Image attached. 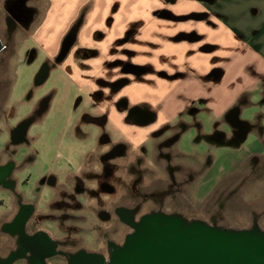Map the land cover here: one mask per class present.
Segmentation results:
<instances>
[{"label": "crops", "instance_id": "crops-1", "mask_svg": "<svg viewBox=\"0 0 264 264\" xmlns=\"http://www.w3.org/2000/svg\"><path fill=\"white\" fill-rule=\"evenodd\" d=\"M49 2L40 34L43 45L49 24L60 25L59 39L63 40L81 22L64 62L71 65L67 70L76 85L97 89L98 78L114 79L120 67L110 65L117 60L145 68L130 76L131 83L112 96L113 106L106 109L103 102L101 107L120 116L115 104L124 95L131 106H146L153 112L152 123L129 124L135 146L154 143V159L165 170L164 153L169 150L161 142L166 132L151 136L166 126L180 131V124H186V130L195 129L207 138L211 151L233 152L220 157L211 153L212 162L202 167L204 171L196 169L197 163L174 156L172 164H184L188 183L217 179L218 185L247 162H257L249 190L256 193L255 200L264 199L260 194L264 182V0ZM228 157L229 166L218 164ZM196 170L200 180L192 177ZM156 176L161 180L162 175ZM58 184L63 183L59 180ZM200 189L191 186V197ZM10 220L9 211L0 216V252L8 243L3 242L7 239L3 224Z\"/></svg>", "mask_w": 264, "mask_h": 264}, {"label": "rangeland", "instance_id": "rangeland-1", "mask_svg": "<svg viewBox=\"0 0 264 264\" xmlns=\"http://www.w3.org/2000/svg\"><path fill=\"white\" fill-rule=\"evenodd\" d=\"M5 1L0 0V161L9 158L10 149L15 150L20 167L17 174L20 179L19 188L26 193L28 200L39 199L38 213L44 214L42 219L39 214L35 217L39 227L58 240L65 241L64 246L70 252L84 249L88 252L103 253L108 257L110 244L123 245L133 230L123 222L115 208L135 206L138 201L143 203L141 214L136 215L138 219L150 214V209L156 206L170 209L184 206L186 213L183 216L189 219H200L223 227L246 228L258 224L264 228V199L255 200L253 197L256 193L249 190V180L254 177L252 175L257 162L249 161L252 165L247 162L218 185L217 179L204 180L201 184L189 183L190 187L196 185L201 189L200 193L195 194L196 198L190 196L192 200H186L188 204L179 200H154L140 195L138 190L134 189L132 175L140 164L137 160L139 155L144 158V169L162 177L166 175V170L152 162L156 145L148 143L145 148L129 150L130 172L122 183L117 182L116 193L102 191L98 181L82 183L84 189H80L79 182L70 179L72 177H68L69 173L82 174L91 164H99L96 161V153L105 152L111 147V144L107 143L100 150L96 149L100 135L106 130L114 142L118 141L121 133L117 128L123 127L128 132L127 141L133 144L130 137L132 129L129 124L126 126L120 123L121 115L116 117L112 116V112H107L106 109L113 106L112 99L105 101L106 109L101 108L103 102L95 101L92 97V93L96 92L93 86L76 85L67 70L71 65L54 63L51 57L62 42V39H59L60 25L56 22L49 24L50 28L44 32V38L47 40L45 45L40 38L49 0H28L27 6L34 9V16L28 27H18L13 31L6 23ZM51 63L55 65L52 67ZM44 67L48 68V73L43 82H38V76ZM50 93L53 94L50 107L45 114L37 115L35 112L39 110L41 100ZM103 112L110 116L105 130L95 123L83 121L85 114L96 117L103 115ZM25 119L31 120L27 133L28 142L14 147L11 144V132ZM170 133L171 131L166 133L164 138ZM181 139L170 151H173L178 160L185 159L190 164L197 163L196 169L199 171H204L205 168L202 167L212 162L211 153L218 157L225 153L222 149L211 151L207 138L198 134L195 129L186 130ZM226 153L229 155L233 152L228 150ZM239 155L244 156L243 153ZM230 159L228 157L218 164L229 166ZM197 170L192 174L195 177H192L200 180L201 173ZM50 173L60 175L61 183L64 182L65 189L59 196H53L55 191L44 183V177ZM154 175L144 180L146 192L150 191L149 186L153 188L151 181L158 178ZM212 189L214 191L207 198L208 202L204 203L203 200ZM261 191L260 194H264V182L261 184ZM35 192L38 195H35ZM56 196L57 202L51 205ZM0 200L6 201V204H0L1 216L10 211L11 207L7 204V193L1 190ZM104 212L109 213L107 218H104ZM53 261L67 264L60 257L54 258Z\"/></svg>", "mask_w": 264, "mask_h": 264}, {"label": "flooded vegetation", "instance_id": "flooded-vegetation-1", "mask_svg": "<svg viewBox=\"0 0 264 264\" xmlns=\"http://www.w3.org/2000/svg\"><path fill=\"white\" fill-rule=\"evenodd\" d=\"M28 0H6L4 3L5 10H6V23L7 26L11 31L17 29L18 27L24 28L28 27L33 16H34V9L32 10L30 7L27 6ZM168 15L171 17H177L172 12H167ZM80 25L76 24L68 34L63 38L61 42V46L58 48L57 52L52 55L54 63L60 64L63 63L69 58L71 50L68 52L65 58L61 59L60 55L62 53V46L64 41L68 38V36H76L78 33ZM93 53V52H92ZM51 62V61H50ZM52 64V63H51ZM55 64H52V67ZM114 65H118L120 68L116 71V76L112 80H108L106 78L100 77L97 79V89L95 88L96 92L92 93V97L95 101L105 102L112 98L113 95L119 94L123 91L131 83L130 76H136L140 72H144L143 66L134 64V63H125L121 60H117L116 64L110 65L113 67ZM108 90L106 94V90ZM53 100V94H47L41 100V104L39 105V110L35 112L37 115H43L47 111V108L50 107L51 102ZM47 102V103H46ZM46 104V105H44ZM116 108L118 109V113L121 115L120 122L122 125L134 124V125H142L152 123L153 119H155V115L151 110H149L146 106H131L129 102L128 96H120L116 101ZM104 113V112H103ZM87 120V121H86ZM83 121L88 123H95L103 130H105L106 125L110 122V116L107 112L103 115L92 117L88 114L83 116ZM181 130L174 131L170 129L169 126L164 127L163 129L157 130L152 134V138L158 137L160 134L168 133L171 131L170 135L165 137L161 145L167 147L169 151L164 153V157L168 162L167 166L165 167L166 175L161 178H156V180H152L151 184L153 185L152 189L149 186V192L145 191L144 180L149 176H156V173H153L147 169H144V158L139 155L137 160L138 167L136 168V173H132L134 177V189L138 190L139 194L144 195L146 198H152L154 200L157 199H165L166 201H174L179 200L183 204H188L186 200H190L191 193L189 191L190 182L188 183L187 179L188 176L186 175V170L183 163L174 165L172 164V159L174 156L173 151H170V148L174 146L177 142H181L180 139L182 135L185 133L187 125L180 124ZM14 130V129H13ZM11 132L12 141L11 144L14 147L19 146L21 143L28 142L27 134L23 141L19 143H15L14 141L19 139V135L17 133ZM118 131H120L121 138L118 141L113 140L112 136L105 131L103 134L100 135L98 144H96V149L100 150L101 147L107 143L111 144L109 150L103 152L99 151L96 153L98 158L96 161L99 164H91L87 171H84L82 174H71L69 173V178L73 179L76 182H79L80 189H84L82 183L85 182H99V187L102 191L106 193H116L117 192V182L124 181L125 177L129 174L130 163L128 152L130 149L134 150L140 148L139 146H135L134 144H130L127 141V134L125 128L118 127ZM28 133V132H27ZM119 133V132H118ZM182 140V139H181ZM142 148V147H141ZM11 153L7 160L0 161V190L4 191L8 195V205H10L11 209L9 213H11V220L3 224V230L6 232L7 239L3 242L6 243V246L0 252V264H10L9 261L11 258H15V261L12 264H34L35 260L40 257V252L36 253L31 251L25 243L29 242V240L36 239L41 231H48L44 230L43 228L39 227V222L35 218L36 215H40L44 218V214L38 213L39 207V199H31L28 200V197L25 192L21 191L20 186V179L17 177L19 172L18 162L16 160V153L15 150L10 149ZM143 150V149H142ZM92 153V152H90ZM152 162L156 163L154 159ZM157 164V163H156ZM134 167L132 168V170ZM177 173H179V177H177ZM150 177V178H151ZM153 179V178H152ZM44 183L51 187L53 192V196H59L64 188L63 184L59 185L58 181L60 180V175L50 173L44 177ZM64 181V180H63ZM24 181L23 183H25ZM155 183V184H154ZM26 184V183H25ZM136 192V191H135ZM35 195H38L35 192ZM51 202V205L57 202L58 197ZM168 198V199H166ZM37 200V201H36ZM192 200V199H191ZM204 203H207L208 200H203ZM6 204V201H2L1 203ZM27 205L33 206V213L30 217L25 220L24 207ZM143 203L138 201L137 205L135 206H119L115 208V212L120 216L118 211L121 208H127L132 213L136 215L141 214L140 209L142 208ZM184 207V206H183ZM179 206L178 208H164L160 206H156L150 209L151 213L154 212H164L168 214L172 213H179L181 215L185 214L186 212L183 210L184 208ZM127 213V212H126ZM125 213V215H126ZM103 215L109 216L108 212H104ZM122 219V217L120 216ZM124 218V217H123ZM125 218H127L125 216ZM137 218V217H136ZM56 242L57 247L55 248L56 255L52 257H45L47 263L49 264H59L53 261L54 258H62L64 262L68 264V260L70 259L71 255H76L79 251L70 252L64 246L66 245L65 241L58 240L50 233H48ZM116 244H110L109 248V255L112 250L116 247ZM84 250V249H82ZM43 252V251H42ZM41 252V253H42ZM103 254V253H102ZM107 256V255H106Z\"/></svg>", "mask_w": 264, "mask_h": 264}, {"label": "water", "instance_id": "water-1", "mask_svg": "<svg viewBox=\"0 0 264 264\" xmlns=\"http://www.w3.org/2000/svg\"><path fill=\"white\" fill-rule=\"evenodd\" d=\"M74 42L75 36H68L64 41L61 59L66 57ZM47 73L48 68L44 67L38 82H43ZM30 123V119H25L14 128L13 133L19 135L15 143L23 141ZM24 211L27 220L34 211L33 206H25ZM118 213L123 222L133 228L124 244L117 245L109 257L81 250L71 255L68 264H264V228L258 224L230 228L189 219L179 213L154 212L140 219L127 208H121ZM37 236L25 245L41 254L34 264H49L45 257L57 254V242L45 231ZM14 261L15 258H11L9 263Z\"/></svg>", "mask_w": 264, "mask_h": 264}, {"label": "trees", "instance_id": "trees-1", "mask_svg": "<svg viewBox=\"0 0 264 264\" xmlns=\"http://www.w3.org/2000/svg\"><path fill=\"white\" fill-rule=\"evenodd\" d=\"M81 22H79L78 24L80 25Z\"/></svg>", "mask_w": 264, "mask_h": 264}, {"label": "bare ground", "instance_id": "bare-ground-1", "mask_svg": "<svg viewBox=\"0 0 264 264\" xmlns=\"http://www.w3.org/2000/svg\"><path fill=\"white\" fill-rule=\"evenodd\" d=\"M250 227V226H249ZM230 228H233V227H230Z\"/></svg>", "mask_w": 264, "mask_h": 264}]
</instances>
